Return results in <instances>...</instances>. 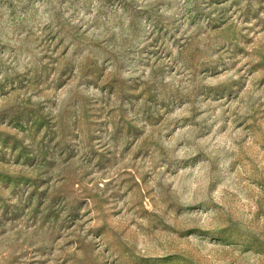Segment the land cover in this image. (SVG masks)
Wrapping results in <instances>:
<instances>
[{
    "label": "rangeland",
    "instance_id": "rangeland-1",
    "mask_svg": "<svg viewBox=\"0 0 264 264\" xmlns=\"http://www.w3.org/2000/svg\"><path fill=\"white\" fill-rule=\"evenodd\" d=\"M0 264H264V0H0Z\"/></svg>",
    "mask_w": 264,
    "mask_h": 264
}]
</instances>
